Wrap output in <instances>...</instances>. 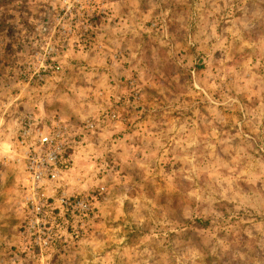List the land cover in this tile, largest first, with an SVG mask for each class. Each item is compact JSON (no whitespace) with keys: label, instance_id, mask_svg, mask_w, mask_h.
<instances>
[{"label":"rangeland","instance_id":"rangeland-1","mask_svg":"<svg viewBox=\"0 0 264 264\" xmlns=\"http://www.w3.org/2000/svg\"><path fill=\"white\" fill-rule=\"evenodd\" d=\"M65 1L0 0V264H264V0ZM28 115L70 137L39 219Z\"/></svg>","mask_w":264,"mask_h":264},{"label":"built area","instance_id":"built-area-1","mask_svg":"<svg viewBox=\"0 0 264 264\" xmlns=\"http://www.w3.org/2000/svg\"><path fill=\"white\" fill-rule=\"evenodd\" d=\"M65 2L68 3V0ZM62 11L64 15L65 12L66 15L71 13L69 7ZM59 71V66L50 64L43 68L42 73L45 74H34L26 80L31 82L34 79V81L43 82ZM20 123L16 141L21 153L20 159L25 168L26 205L39 219L44 216L49 207L45 196V186L59 179L60 164L70 148V137L68 128L58 120H54L50 125L51 128L48 129L41 126L32 115L25 116ZM60 205L64 208L72 206L64 198L60 201ZM73 206L88 211V205L84 202H76Z\"/></svg>","mask_w":264,"mask_h":264},{"label":"trees","instance_id":"trees-1","mask_svg":"<svg viewBox=\"0 0 264 264\" xmlns=\"http://www.w3.org/2000/svg\"><path fill=\"white\" fill-rule=\"evenodd\" d=\"M197 224H200V222H197ZM207 225H208L207 223H205V224H201V227L206 228Z\"/></svg>","mask_w":264,"mask_h":264}]
</instances>
